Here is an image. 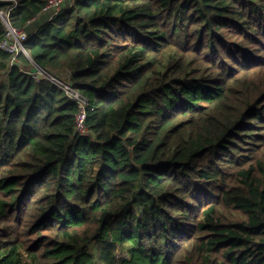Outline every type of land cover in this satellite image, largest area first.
Segmentation results:
<instances>
[{"label": "trees", "instance_id": "obj_1", "mask_svg": "<svg viewBox=\"0 0 264 264\" xmlns=\"http://www.w3.org/2000/svg\"><path fill=\"white\" fill-rule=\"evenodd\" d=\"M15 1L22 30L48 3ZM26 48L0 49V264H264V0H75Z\"/></svg>", "mask_w": 264, "mask_h": 264}, {"label": "built area", "instance_id": "obj_2", "mask_svg": "<svg viewBox=\"0 0 264 264\" xmlns=\"http://www.w3.org/2000/svg\"><path fill=\"white\" fill-rule=\"evenodd\" d=\"M13 5L7 9L0 10V18L3 26L5 27L4 40L0 44V49L12 55V65L22 66L19 57L26 56L28 59L29 54L26 48V43L30 39V34L26 30L17 29L11 24V14L18 7V2L13 0ZM75 0H48L47 5L43 9L41 15H48L49 20H52L61 11L70 10L73 8ZM31 61V59H30ZM34 69L28 70V73L38 81L49 80L58 87L62 88L65 93L74 100L79 106V113L77 115L76 131L81 134H87L86 118L87 109L89 108V101L83 97L71 83H67L54 74L48 73L39 69L33 61H31Z\"/></svg>", "mask_w": 264, "mask_h": 264}, {"label": "crops", "instance_id": "obj_3", "mask_svg": "<svg viewBox=\"0 0 264 264\" xmlns=\"http://www.w3.org/2000/svg\"><path fill=\"white\" fill-rule=\"evenodd\" d=\"M49 20V16L48 15H41L38 18L32 20L27 27L25 28V30L30 34L33 35L35 32H37L40 27L45 24L46 22H48Z\"/></svg>", "mask_w": 264, "mask_h": 264}, {"label": "rangeland", "instance_id": "obj_4", "mask_svg": "<svg viewBox=\"0 0 264 264\" xmlns=\"http://www.w3.org/2000/svg\"><path fill=\"white\" fill-rule=\"evenodd\" d=\"M46 16V15H45ZM27 70H32V69H34V67H33V65H31V67L30 68H26Z\"/></svg>", "mask_w": 264, "mask_h": 264}]
</instances>
